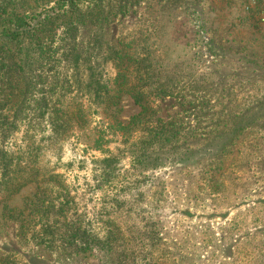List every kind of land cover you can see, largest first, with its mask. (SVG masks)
Listing matches in <instances>:
<instances>
[{
  "label": "rangeland",
  "instance_id": "374dc122",
  "mask_svg": "<svg viewBox=\"0 0 264 264\" xmlns=\"http://www.w3.org/2000/svg\"><path fill=\"white\" fill-rule=\"evenodd\" d=\"M0 264H264V0H0Z\"/></svg>",
  "mask_w": 264,
  "mask_h": 264
},
{
  "label": "trees",
  "instance_id": "16d2710c",
  "mask_svg": "<svg viewBox=\"0 0 264 264\" xmlns=\"http://www.w3.org/2000/svg\"><path fill=\"white\" fill-rule=\"evenodd\" d=\"M19 21L22 22L21 24H18V23H17V25H18L19 27L24 28L25 25L27 26V24H25V23H26V20H25V19H24V20L20 19ZM9 29H10V28H9ZM9 29H8V30H9ZM12 31H13V30L10 29V30L8 31L9 34H11ZM18 35H19V33H18ZM136 102H137V103H140V102H141V99H137ZM145 120H146V119H145V116L141 113L140 115H138L137 117H134V118L132 119V121H131V125L141 124L142 122H145Z\"/></svg>",
  "mask_w": 264,
  "mask_h": 264
}]
</instances>
